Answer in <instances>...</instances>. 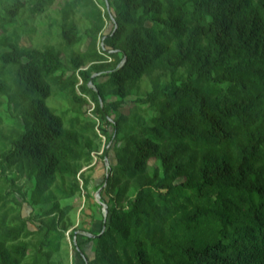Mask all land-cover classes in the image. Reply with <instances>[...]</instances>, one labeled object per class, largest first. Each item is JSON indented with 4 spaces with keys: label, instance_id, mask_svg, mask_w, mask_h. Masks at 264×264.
Listing matches in <instances>:
<instances>
[{
    "label": "trees",
    "instance_id": "trees-1",
    "mask_svg": "<svg viewBox=\"0 0 264 264\" xmlns=\"http://www.w3.org/2000/svg\"><path fill=\"white\" fill-rule=\"evenodd\" d=\"M93 154L72 264H264V0H0V264H62Z\"/></svg>",
    "mask_w": 264,
    "mask_h": 264
},
{
    "label": "rangeland",
    "instance_id": "rangeland-1",
    "mask_svg": "<svg viewBox=\"0 0 264 264\" xmlns=\"http://www.w3.org/2000/svg\"><path fill=\"white\" fill-rule=\"evenodd\" d=\"M56 7L55 4L51 5L44 13L34 15L31 20V25H34L37 29L33 33L31 40L36 39L35 36H38L41 34V29L39 28L40 22H47L49 17L53 16L54 14V8ZM18 23H21V18L18 19ZM26 27V24L24 25ZM29 37L27 34H21L20 37V45L27 46L29 45ZM35 41V40H34ZM32 41V42H34ZM52 98H49L47 102H50ZM63 98L61 96H57L53 99V103L56 105H59ZM127 105L122 108L123 111H126ZM102 150V147L98 151L100 153ZM97 167L94 168L92 171L94 177V180L91 181L89 188L91 191V198L86 197L83 195V192L79 195H74L70 199H68V202L73 206L70 214L71 222L72 224L69 226V229L66 231V234L64 238L61 239L60 244V252L55 256L56 260L61 261L62 264H72V258L74 255V252L72 250V241L70 236L68 235L69 231L72 228L77 229L76 232H79L81 234H89L87 230L89 229H95L99 226L100 220L103 219V211L104 209L102 206L98 207L96 206V190L93 188L94 186L98 185L104 177V174H106V170L108 165L105 163L102 164V161L100 158L96 156V154L93 155V161L91 164L95 163ZM105 162V161H104ZM153 163V161H150ZM84 167L83 169H85ZM25 181L24 179L21 180V182ZM19 182V183H21ZM29 207L24 205V215H27L29 212Z\"/></svg>",
    "mask_w": 264,
    "mask_h": 264
},
{
    "label": "water",
    "instance_id": "water-1",
    "mask_svg": "<svg viewBox=\"0 0 264 264\" xmlns=\"http://www.w3.org/2000/svg\"><path fill=\"white\" fill-rule=\"evenodd\" d=\"M108 5V4H107ZM106 165H108V161L105 159L104 162ZM100 188H98L96 190V202L103 207L104 211H103V220H105V216H106V205L100 200Z\"/></svg>",
    "mask_w": 264,
    "mask_h": 264
},
{
    "label": "built area",
    "instance_id": "built-area-1",
    "mask_svg": "<svg viewBox=\"0 0 264 264\" xmlns=\"http://www.w3.org/2000/svg\"><path fill=\"white\" fill-rule=\"evenodd\" d=\"M94 155V154H93ZM103 208V207H102ZM85 235H89V234H85Z\"/></svg>",
    "mask_w": 264,
    "mask_h": 264
}]
</instances>
